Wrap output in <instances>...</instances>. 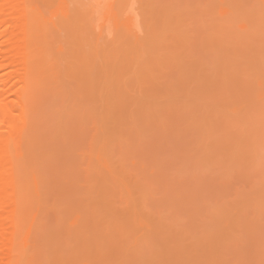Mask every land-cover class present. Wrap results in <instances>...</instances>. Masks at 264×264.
Returning <instances> with one entry per match:
<instances>
[{"label":"rangeland","instance_id":"374dc122","mask_svg":"<svg viewBox=\"0 0 264 264\" xmlns=\"http://www.w3.org/2000/svg\"><path fill=\"white\" fill-rule=\"evenodd\" d=\"M127 1L128 4L126 3L122 6L121 4L123 0L122 2L118 0L115 4L118 6L115 7L116 11L114 10L115 16L107 19V21L103 22L104 18L101 16V14H99L101 12L95 14L97 19L100 21V24L95 23L99 21L96 20V17L94 15L95 19H92V23H95L99 26V29L98 26L97 28H94V33L96 35L100 33L102 34V37L99 38V45H97V47L96 45L92 46L91 43H85V45H83L86 49V45L91 46L92 49H90L91 47L88 46V51L92 50L91 52L93 53L97 51V55L100 56V58L98 57L94 59L92 58L94 57L93 54V56L91 57L94 61L93 65L90 66L88 63V67L86 64V69L91 67L89 71L90 73H88V75H86V73L84 76H80V78L77 77V79H79L77 80L76 76H74L75 73L71 74L72 72H69V75L68 72L63 69L64 64L63 67L62 65H60L62 67L60 72H63L64 76L63 73L59 74L63 77L61 76V78H59L60 76H58L57 80L59 78L61 79V82H59L60 80H56L55 82L59 83V85H56L55 82H53V84L50 82L47 85L50 86L49 91L51 89L54 90L53 88H55L56 90L59 89L64 93L60 94L59 90V93L57 91L49 92L48 89V92H40L41 97L39 96L38 111L35 110L34 114L36 116L33 115L35 119H38L37 121L39 123V126H37L40 131L37 132L40 133V138L37 139L40 144L38 143L37 139L36 141L40 146L37 145L39 147L38 148L35 145V152L32 151L33 155L30 156L31 159L30 163L28 164V166L30 167L28 168V178L31 185L29 193L30 199H28L31 202L28 201V210L31 209L29 211L31 213V216L33 217V223L31 224L29 234L30 236L28 237L27 245L29 252L33 255L35 254L33 260L31 259V263L142 264L143 262V264H160L161 261V264H164L163 262H165V264L166 262L167 264H200L199 262L201 261V264L202 262L203 264H264V227H262L264 226V200L263 203H261V201L259 200L261 196L262 199H264V161H261V165L263 166L262 167L260 165L261 169L258 165H254L257 168L255 169L253 166V171L251 170L250 164L252 162V158L249 157L254 156L253 153L257 154V150H259L260 147L262 148L260 150V155L258 151V155L264 156V133L262 132L264 131V24H262V22L264 23V0ZM118 4L121 5L120 8ZM150 8L152 10H150ZM261 9L263 10V12ZM98 15H100L99 18ZM262 15L263 17L261 19L259 18L258 20H256L257 17H261ZM250 16L251 18H249ZM252 16L254 18H252ZM128 18L130 20H128ZM162 18L164 19V21ZM160 22H162V24ZM120 24L122 26H120ZM132 34L134 35V37ZM251 36L254 37L251 38ZM113 38L115 42L113 41ZM132 39L133 41H136L137 44H134V42L131 44ZM136 39H138L140 42ZM111 41H113L114 43L112 42V44L110 45L106 44L111 43ZM207 42L208 45H206ZM138 43H141L142 45L139 44L138 46ZM133 44L135 45V47ZM154 44H156V47L154 46ZM176 46L178 47V49L176 48ZM119 50L121 51L119 52ZM166 51L169 54H167ZM172 53L175 55V58L172 57ZM104 54L106 55V57L104 58L108 59V61L112 60L115 57L114 62L110 61L109 63H107L108 61H105L108 65L107 67L105 65L104 68H106L108 72L110 71L109 74L113 76H120L118 82L122 88L119 87L117 93L120 92V88L121 92L118 94L116 93V90L114 91V94L116 93L115 96L117 95V99L114 98V102L110 101V103H104V106H102L104 99H101L100 96H97V98L99 97L101 100L99 101V98L98 100L94 99L95 102L92 103L93 101L88 98L89 96H87L89 91L88 93H86L85 91H87L86 89L89 90L92 85L93 87L95 86L97 88L98 86L99 88V84L97 83V79L99 78L97 77L98 75L102 76L103 68H101V65L103 63L102 56H104ZM142 57L143 59L141 60ZM126 58H128V61H126ZM199 59L201 60L199 61ZM203 61L205 64L202 63ZM90 63L92 64V62ZM97 63L98 65H96ZM167 63L169 65H167ZM136 68L138 69V72L136 71L137 73L133 72L136 70ZM107 71L105 73H107ZM65 72L68 75H66ZM130 73L132 74V76L130 75ZM196 74L198 75L197 77H199V75L203 76H200L201 78L199 77L200 80L195 81V77L192 76H196ZM259 75L261 77H258ZM73 76L75 78H73ZM81 77L82 79H84L81 80ZM86 78H89L88 82H86ZM107 79L111 78L109 77ZM89 80H91L90 83H92V85L89 84ZM83 82L85 86L84 84H82ZM116 82L117 81L115 80L112 84L115 86ZM169 82L171 83V85L169 84ZM63 83L65 85H68L69 87L64 86ZM86 83L89 84L88 88ZM146 84L149 87H147ZM47 85H45V87H47ZM53 85H55L56 87H53ZM76 85L77 87H79L75 88ZM114 86L113 88L111 87L112 91L115 88ZM126 88L129 92L125 90ZM167 90L169 93L167 92ZM134 91L138 94L139 98L135 99V95L133 96ZM195 91H197L198 94ZM144 92H146L145 95H147L146 99L149 100L144 99ZM172 92L174 93V96L177 95V97H170L172 95ZM77 93L79 94V96ZM130 93H133L132 96ZM139 93L143 95L142 99ZM179 96H181V98ZM182 96H187V99L190 102H188L185 98L182 99ZM148 97H153V100ZM196 97L200 98L196 100ZM154 98H157V100H155ZM189 98H191L192 100ZM262 98L263 100H260ZM193 99H195V103H193ZM169 101L171 102L170 105ZM96 102L98 103L96 104ZM183 103L185 106L183 105ZM201 104L202 106H205L204 109L202 108ZM148 105H151V107L149 108ZM153 106H155V108ZM113 107L115 108L113 109ZM92 110L94 113L92 112ZM36 112H38V114H36ZM152 114L154 116H152ZM102 115L104 116L102 117ZM98 116L101 119L98 118ZM127 116L129 117L127 118ZM158 116L162 119H157ZM178 116L180 119L178 118ZM185 116L187 119H183V117ZM149 117H151L152 119H149ZM102 120L103 123H101ZM37 121H35L36 124ZM237 121H241L242 123L238 126L236 123ZM244 121L246 123H251H249V126H247L246 123L244 125ZM102 124H105L103 125L104 127L102 130L105 135L100 133ZM157 124H159V126ZM203 125L204 127H202ZM92 127L94 130L92 129ZM110 128L112 129L110 130ZM198 128L201 129L198 130ZM76 130H78V132ZM138 132L139 134H137ZM141 132L142 134H140ZM201 133H203V135H201ZM251 135L252 137H250ZM103 136H105V138ZM117 136L122 137V140L124 141H119L120 139L118 140ZM206 136H208V139L205 138ZM200 138L201 140H199ZM103 139L105 142L102 147ZM198 141L202 142L199 143ZM252 143L255 147L252 146ZM196 145H198V147ZM257 147L259 148L257 149ZM100 149L102 150V154L104 156L99 153ZM195 149H197V151ZM252 150L254 152H252ZM191 151H193V153ZM261 151H263V153H261ZM139 154L140 156L138 157ZM196 154L198 155L196 156ZM106 155L108 158L106 157ZM208 157L210 158V161ZM99 158H102V161L100 163ZM249 160H251V162H249ZM204 166L211 169L209 170L208 168L207 170ZM203 168L205 169L203 170ZM68 169H70V171H68ZM107 169L110 171L109 173L111 175H108ZM30 170L33 172L34 179L31 177L32 172ZM146 172H148L149 174ZM255 172H257V176L255 175ZM219 176L221 178H219ZM223 176L224 178L226 176V178L223 179ZM113 177L115 178V182ZM247 177L249 178V180L247 179ZM251 178L252 181L250 180ZM118 180L121 181L119 186ZM33 181H35V184L33 183ZM257 181L259 182L257 183ZM89 182L91 183V185ZM229 182L231 183L229 184ZM124 185L126 189H124ZM196 188H198V190H196ZM237 193H239L240 195L238 194V196ZM253 195H256V197H258L252 199L254 197ZM66 197L68 198V200L66 199ZM214 197L215 203L213 201ZM229 198H231L232 200ZM91 200H93V202H91ZM226 200L229 201L226 202ZM230 200L235 202H231ZM205 201H208V203L210 201L211 206L209 207V205H207ZM246 201H248L249 203H246ZM195 202L197 203V205ZM242 203L244 204L241 205ZM113 204L115 207L113 206ZM205 204L206 206H208L209 210L208 208H206ZM224 204L226 206L225 211ZM262 204L263 209H261ZM194 206L196 207V210ZM255 206H258L257 208L262 210L263 215L260 210V212H258V210L256 211ZM167 209L170 213L167 211ZM195 211L197 213H194ZM214 212H216V215ZM190 213H192V215ZM199 213L203 218V222L205 223L203 226V222L200 218ZM256 213L261 214L257 215ZM252 214H254L256 217H250L252 216ZM114 215H116V217L118 216V218H116ZM197 215L199 216V220H201L200 222L199 220H197ZM97 216L98 218H96ZM258 216H260L261 218L258 219ZM188 218L189 220H186ZM176 219L177 222L175 223ZM190 219H192V221ZM255 219H258V222L262 223L258 225L259 223H256ZM242 220L246 224H242ZM180 221L182 223H180ZM238 221H240L241 223ZM253 221L256 223V226L254 223L253 226ZM216 223L218 224V226L215 225ZM195 224H198V226H196ZM212 224L214 225L213 228ZM118 227L120 231L117 229ZM244 227L246 229L245 231ZM248 228L250 230H248ZM238 229L240 230L238 231ZM150 230H152V232L157 235L156 238L158 237V240L156 238L153 239V233H150ZM45 232L47 234V237ZM143 232H145V235ZM148 233L152 236L147 235ZM203 233L205 235H203ZM217 233L220 234L218 235ZM239 235H242L241 239H239L240 237L238 238ZM209 236L210 239L208 238ZM234 236L236 239L235 243L233 241ZM243 236L244 239H242ZM135 237H137L136 240ZM143 237H145V239ZM160 237H162L163 240ZM60 238L61 241H59ZM151 238L152 240H150ZM164 238L166 241H164ZM228 238L229 241H227ZM237 238L239 239V242L241 241L240 244L239 242L236 243ZM212 239L214 240V242L211 243ZM215 239L217 240V243L219 242L218 246L216 245V247L212 246V244H216ZM112 240H114V242ZM130 240L133 241L130 242ZM146 240H148L147 242L149 243H147ZM171 241L174 242L172 243ZM200 241L203 242L204 245L200 243ZM151 242L152 244H150ZM128 243H130L131 246L130 244L128 245ZM175 243L178 245H176ZM171 244L173 246H171ZM196 244H198L199 247ZM126 245L128 247V250L126 249ZM159 245H162V247L164 246L163 248H160L162 257L159 253ZM129 246L131 248L130 250ZM182 246L184 247V251L183 248H181ZM187 246H189L190 249ZM176 247H179L178 252ZM214 248L217 249L215 250ZM204 249L205 251L203 252ZM139 250H141V252ZM155 250L156 252H154ZM162 250H164L165 254ZM196 250L198 251L197 255L195 254ZM63 251L65 253V256L67 255L66 258L63 257ZM128 251H130V253ZM210 252H213L214 255L210 254ZM240 253L242 257L240 256ZM163 255L165 258H163ZM143 256L148 258H145ZM121 257H123V259ZM184 257H186L187 259H184ZM216 258L218 259V262ZM235 259H237V261H235Z\"/></svg>","mask_w":264,"mask_h":264},{"label":"bare ground","instance_id":"6f19581e","mask_svg":"<svg viewBox=\"0 0 264 264\" xmlns=\"http://www.w3.org/2000/svg\"><path fill=\"white\" fill-rule=\"evenodd\" d=\"M101 1V2H100ZM118 0H0V264H32L31 263V259L33 260V257L35 256V254H31L29 252V249H28V245H27V241H28V237L30 236V229H31V224L33 223V217L31 216V213L29 210H28V199H30L29 197V193H30V180L28 178V168H30L28 166V164L30 163V156L33 155L32 154V151L35 152L34 150V147L35 145L37 146V141L38 139L37 138H40L39 137V134L38 133L40 130L38 129V126H39V123H38V119L33 116L35 115V110L38 111V107H39V96L41 97V93L40 92H43L46 91L48 92L49 91V87L47 84H49L50 82L53 84V82H55L57 80V77L60 76L59 74L63 73V72H60L61 71V68L63 67V64H64V68L68 74L69 72H72L71 74H74V76H76V79L77 77L80 78V76H84L86 73V75H88V73H90V68H85L86 64L88 66V63L89 65H93L94 61L92 58L96 59V58H100V56L97 55V51L95 53L91 52L92 50L88 51L89 48L88 46L89 45H86L87 49L84 48L85 46V43L89 44L91 43L92 46H95L97 47V45H99V38L102 37V34L98 33L97 35L94 33V28H97V24L95 23H98L100 24V21L97 19L96 15L95 14H98V12H101L99 14H101V16L104 18L103 22L104 21H107V19L111 18L112 16H115L114 15V10H115V7L117 5H115L117 3ZM122 2V0H119ZM105 2V3H104ZM128 1L127 0H123L122 2V6L125 5ZM102 3V4H100ZM147 3V2H146ZM198 3V2H197ZM238 3V2H237ZM100 4V5H98ZM128 4V3H127ZM98 5V7H97ZM115 5V6H114ZM119 5V4H118ZM121 5H119V8L121 7ZM130 5V4H129ZM139 5V4H138ZM196 5V4H195ZM144 6V5H143ZM155 6V5H154ZM197 6V5H196ZM102 7V9H101ZM118 7V6H117ZM141 7V6H140ZM191 8V7H189ZM263 8V7H262ZM118 9V8H117ZM101 10V11H99ZM150 10H152L150 8ZM187 10V8H186ZM202 10V9H201ZM242 10V9H241ZM262 10V9H261ZM116 11V10H115ZM190 11V10H188ZM97 12V13H96ZM124 12V11H123ZM252 12V11H251ZM263 12V10H262ZM166 13V12H165ZM189 13V12H188ZM116 14V13H115ZM124 14V13H123ZM128 14V13H127ZM145 14V13H144ZM161 14V13H160ZM244 14V13H243ZM263 14V13H262ZM96 17V20L99 21V22H95V23H92V19ZM119 15V14H118ZM158 15V13H157ZM162 15V14H161ZM247 15V14H246ZM254 15V14H253ZM100 15H98V18H99ZM117 16V15H116ZM165 16V15H164ZM256 16V14H255ZM101 17V18H102ZM120 17V16H119ZM118 17V18H119ZM192 17V16H191ZM263 17V15L260 17H257L256 20H258L259 18L261 19ZM100 18V19H101ZM116 18V17H115ZM122 18V17H121ZM120 18V19H121ZM165 18V17H164ZM201 18V17H200ZM251 18V16L249 17ZM252 18H254L252 16ZM125 19V18H124ZM163 19V18H162ZM128 20H130L128 18ZM160 20V19H159ZM171 20V19H170ZM169 20V21H170ZM253 20V19H252ZM255 20V21H256ZM263 20V19H262ZM148 21V20H147ZM164 21V19H163ZM251 21V20H250ZM261 21V20H259ZM101 22V23H103ZM107 23V22H106ZM109 23V22H108ZM162 24V22H160ZM95 24V25H94ZM122 24V23H121ZM120 24V26H122ZM181 24V23H180ZM222 24V23H221ZM262 24H264L262 22ZM127 25V24H126ZM130 25V24H129ZM141 25V24H140ZM151 25V24H150ZM172 25V23H171ZM259 25V24H258ZM96 26V27H94ZM101 26V25H100ZM119 26V25H118ZM257 26V25H256ZM264 26V25H263ZM107 27V26H105ZM113 27V26H112ZM146 27V26H145ZM159 27V26H158ZM133 28V27H132ZM147 28V27H146ZM152 28V26H151ZM248 28V27H247ZM98 29H99V26H98ZM103 29V28H102ZM175 29V28H174ZM186 29V28H185ZM258 29V28H257ZM129 30V29H128ZM127 30V31H128ZM154 30V29H153ZM108 31V30H107ZM106 31V32H107ZM174 31V30H173ZM176 31V30H175ZM180 31V30H179ZM256 31V30H255ZM159 32V31H158ZM161 32H162V29H161ZM168 32V30H167ZM248 32V31H247ZM252 32V30H251ZM250 32V33H251ZM153 33V32H152ZM112 34V33H111ZM158 34V33H157ZM167 34V33H166ZM171 34V33H170ZM178 34V33H177ZM175 34V35H177ZM180 34V33H179ZM240 34V33H239ZM114 35V34H113ZM112 35V36H113ZM116 35V33H115ZM133 35V34H132ZM155 35V34H154ZM252 35V34H251ZM129 36V35H128ZM166 36V35H165ZM179 36V35H178ZM189 36V35H187ZM241 36V35H240ZM247 36V35H246ZM250 36V35H249ZM255 36V35H254ZM254 36H251L254 37ZM114 37V36H113ZM116 37V36H115ZM134 37V35H133ZM132 37V38H133ZM239 37V36H238ZM122 38V37H121ZM182 38V37H181ZM185 38V37H184ZM184 38H183V41H184ZM240 38V37H239ZM140 39V38H138ZM136 39V40H138ZM156 39V38H155ZM153 39V40H155ZM176 39V38H175ZM247 39V38H246ZM135 40V39H134ZM170 40V38H169ZM234 40V39H233ZM240 40V39H239ZM243 40V39H242ZM252 40V39H251ZM101 41V40H100ZM113 41H114V38H113ZM111 43H106L107 45H110L112 44ZM139 41V40H138ZM158 41V40H157ZM175 41V40H174ZM222 41V40H221ZM246 41V40H245ZM253 41V40H252ZM115 42V41H114ZM113 42V43H114ZM134 42V44H137L136 41H133V39L131 40V44ZM136 42V43H135ZM140 42V41H139ZM153 42V41H152ZM187 42V41H186ZM105 43V42H104ZM184 43V42H183ZM94 44V45H93ZM102 44V42H101ZM124 44V43H123ZM133 44V45H134ZM142 45L141 43H138V46ZM144 44V43H143ZM180 44V43H179ZM186 44V43H185ZM213 44V43H212ZM250 44V43H249ZM130 45V44H129ZM132 45V46H133ZM145 45V44H144ZM152 45V44H151ZM183 45V44H182ZM208 45V42L207 44ZM220 45V44H219ZM248 45V44H247ZM154 46L156 47V44H154ZM163 46V45H162ZM91 47V46H89ZM110 47V46H109ZM135 47V45H134ZM142 47V46H141ZM210 47V46H209ZM84 48V49H83ZM170 48V47H169ZM176 48L178 49V47L176 46ZM207 48V47H206ZM248 48V47H246ZM263 48V47H262ZM92 49V47L90 48ZM120 49V47H119ZM173 49V48H172ZM171 49V50H172ZM175 49V47H174ZM88 52H87V51ZM99 50V49H98ZM105 50V49H104ZM117 50V49H116ZM135 50V49H133ZM150 50V49H149ZM152 50V48H151ZM170 50V51H171ZM206 50V49H205ZM86 53H85V52ZM95 51V49H94ZM100 51V50H99ZM121 50H119L120 52ZM137 51V50H136ZM140 51V50H139ZM180 51V50H179ZM177 51V52H179ZM258 51V50H257ZM104 52V51H103ZM135 52V51H134ZM142 52V50H141ZM147 52V51H146ZM153 52V51H151ZM167 52V51H166ZM173 52V51H172ZM181 52V51H180ZM207 52V51H206ZM215 52V51H214ZM242 52V51H241ZM89 53V54H87ZM105 53V52H104ZM176 53V52H175ZM209 53V51H208ZM212 53V52H210ZM217 53H218V50H217ZM243 53V52H242ZM87 54V55H86ZM94 54V57H92ZM96 54V55H95ZM167 54H169L167 52ZM173 54V53H172ZM245 54V53H244ZM251 54V53H250ZM258 54V53H257ZM260 54V53H259ZM115 55V54H114ZM113 55V56H114ZM126 55V54H125ZM138 55V53H137ZM171 55V53H170ZM89 56V57H88ZM96 56V57H95ZM121 56V55H120ZM135 56H136V53H135ZM168 56V55H167ZM175 55L173 54V58ZM178 56V55H177ZM92 57V58H91ZM106 57V55L104 54V56H102V61L103 63L105 61H108V59L104 58ZM124 57V56H123ZM129 57V56H128ZM141 57V56H140ZM144 57V56H143ZM143 57L141 58V60L143 59ZM179 57V56H178ZM183 57V55H182ZM181 57V59H182ZM213 57V56H212ZM215 57V56H214ZM241 57V56H240ZM255 57V56H254ZM104 58V59H103ZM115 58V57H114ZM114 58L110 61H113L114 62ZM125 58V57H124ZM123 58V59H124ZM132 58V57H131ZM137 58V57H135ZM146 58V57H145ZM151 58V57H150ZM186 58V57H185ZM196 58V57H195ZM209 58V57H208ZM128 61V58H126ZM139 59V58H138ZM162 59V58H160ZM165 59V58H163ZM169 59V58H168ZM198 59V58H197ZM258 59V57H257ZM149 60V59H148ZM178 60V59H177ZM176 60V61H177ZM201 59H199L200 61ZM207 60V59H205ZM110 61H108L107 63H109ZM122 61V60H121ZM131 61V60H130ZM165 61V60H163ZM182 61V60H181ZM212 61V59H211ZM92 62V64L90 63ZM98 62V61H97ZM118 62V61H117ZM136 62V61H135ZM153 62V60H152ZM162 62V60H161ZM196 62V61H195ZM251 62V61H250ZM101 65V68H103L102 70V76L98 75L97 79V83L99 84V88L97 86V88L93 85L92 83H90L91 80H89V84L92 85V87L88 89H86L87 91H85L86 93H88L87 96H89L88 98L90 100H92L94 103L95 100L97 98V96H100L101 99H104L103 101V104L102 106H104V103L107 104L108 102L110 103L111 102H114V98H116L115 94L117 93V90H119V87H121L119 85V82L118 80L120 79L119 75H116V76H113L111 74H109V72L107 71L105 67H107L108 64H106V62L104 63V65ZM151 63V62H150ZM160 63V62H159ZM204 63V61L202 62ZM201 63V64H202ZM116 64V63H115ZM127 64V63H126ZM131 64V63H130ZM136 64V63H135ZM175 64V63H174ZM197 64V63H196ZM205 64V63H204ZM252 64V63H251ZM62 65V67L60 66ZM98 65V63L96 64ZM129 65V64H128ZM134 65V64H133ZM163 65V64H162ZM167 65H169L167 63ZM176 65V64H175ZM178 65V64H177ZM100 66V64H99ZM150 66V65H149ZM155 66V65H154ZM195 66V65H194ZM89 67V66H88ZM125 67V66H124ZM208 67V66H207ZM113 68V67H112ZM115 68V67H114ZM134 68V67H132ZM149 68V67H148ZM178 68V67H177ZM189 68V67H188ZM196 68H199V67H196ZM204 68V67H203ZM106 69V70H105ZM119 69V68H118ZM151 69V68H150ZM153 69V67H152ZM151 69V70H152ZM176 69V68H175ZM179 69V68H178ZM99 70V68H98ZM112 70V69H111ZM116 70V69H114ZM122 70V69H121ZM126 70V69H125ZM142 70V69H141ZM162 70V69H161ZM186 70V69H185ZM64 71V70H62ZM107 71V73H105ZM123 71V70H122ZM129 71V70H128ZM127 71V72H128ZM138 72V69L136 68L135 71L133 72ZM180 71V70H179ZM197 71V70H196ZM195 71V72H196ZM206 71V70H204ZM210 71V70H209ZM116 72V71H115ZM124 72V71H123ZM136 72V73H137ZM140 72V71H139ZM142 72V71H141ZM153 72V71H152ZM183 72V71H182ZM187 72V71H186ZM156 73H157V70H156ZM155 73V74H156ZM159 73V72H158ZM188 73V72H187ZM190 73V72H189ZM193 73V72H192ZM66 74V72H65ZM66 74V75H68ZM118 74V73H117ZM123 74V73H122ZM161 74V73H160ZM180 74V73H179ZM183 74V73H182ZM191 74V73H190ZM70 75V74H69ZM106 75V76H105ZM130 75L132 76V74L130 73ZM146 75V74H145ZM210 75V74H209ZM263 75V74H261ZM62 76V75H61ZM61 76L59 78H61ZM63 76H64V73H63ZM62 76V77H63ZM73 76V78H75ZM100 76V77H99ZM124 76V75H123ZM198 75L196 74V76H192V77H195V81H198L200 80V76H203V75H199V77H197ZM218 76V75H217ZM226 76V75H225ZM69 77V76H68ZM86 77V76H85ZM91 77V76H90ZM89 77V78H90ZM105 77V78H104ZM111 78V79H107V78ZM144 77V75H143ZM191 77V79H192ZM197 77V78H196ZM258 77H261L260 75ZM57 81L61 82V79H59ZM72 78V77H71ZM72 78V79H73ZM89 78H86V82H88V79ZM101 78V79H100ZM117 78V79H116ZM179 78V77H178ZM190 78V77H189ZM199 78V79H198ZM207 78V77H206ZM263 78V77H262ZM68 79V78H66ZM84 79V78H83ZM82 77H81V80H83ZM92 79V78H91ZM182 79V78H181ZM193 79V80H194ZM264 79V78H263ZM65 80V78H64ZM71 80V79H69ZM68 80V81H69ZM74 80V79H73ZM72 80V81H73ZM79 80V79H77ZM80 80V81H81ZM110 80V81H109ZM112 80H116L117 82L115 83L116 85L114 86L112 83H114V81ZM142 80V79H141ZM158 80V79H157ZM156 80V81H157ZM202 80V79H201ZM262 80V79H261ZM75 81V80H74ZM109 81V82H108ZM136 81V80H135ZM150 81V80H149ZM187 81V80H186ZM211 81V80H210ZM264 81V80H263ZM64 82V81H63ZM70 82V81H69ZM67 82V83H69ZM77 82V81H76ZM82 82V81H81ZM80 82V83H81ZM85 82V80H84ZM84 82L82 84H84ZM100 82V83H99ZM111 82V83H110ZM142 82V81H141ZM159 82V81H158ZM171 82V81H170ZM169 82V84L171 85V83ZM56 83V82H55ZM73 83V82H71ZM75 83V82H74ZM79 83V82H78ZM96 83V82H95ZM102 83V84H101ZM118 83V85H117ZM138 83V82H137ZM165 83V82H164ZM59 85V83H56V85ZM64 84V83H63ZM76 84V83H75ZM87 84V83H86ZM89 84H87V88L89 86ZM94 84V83H93ZM192 84V82H191ZM45 85H47V87H45ZM51 85V84H50ZM62 85V84H61ZM60 85V86H61ZM90 85V86H91ZM115 87L112 91V88L113 86ZM176 85V84H175ZM196 85V84H195ZM211 85V84H210ZM64 86H67L69 87L68 85H65ZM71 86V85H70ZM85 86V84H84ZM101 86V87H100ZM118 86V87H117ZM141 86V84H140ZM147 86V84H146ZM159 86V84H158ZM169 86V85H168ZM187 86V85H186ZM190 86V85H189ZM202 86V85H201ZM205 86V85H204ZM45 87V88H44ZM53 87H56L55 85H53ZM79 87V86H78ZM77 85L75 86V88H78ZM112 87V88H111ZM117 87V89H116ZM124 87V86H123ZM149 87V86H147ZM52 88V87H51ZM122 88V87H121ZM121 88H120V92H121ZM152 88V86H151ZM169 88V87H168ZM192 88V87H191ZM198 88V86H197ZM45 89V90H44ZM48 89V91H47ZM54 90H50L51 92H55L57 91L58 92V87L56 90L55 88H53ZM163 89H164V86H163ZM170 89V88H169ZM219 89V88H218ZM64 90V89H63ZM62 90V91H63ZM98 90V92H97ZM116 90V93L114 94V91ZM126 91L127 88L125 89ZM161 90V89H160ZM173 90V89H172ZM171 90V91H172ZM49 91V92H50ZM71 91V90H70ZM84 91V90H83ZM140 91V90H139ZM144 91V90H143ZM174 91V90H173ZM182 91V90H181ZM60 94L64 93V92H61L59 90ZM58 92V93H59ZM103 92V93H102ZM118 92V93H120ZM129 92V91H128ZM138 92V91H136ZM168 92V90H167ZM166 92V93H167ZM197 93V91H195ZM203 92V91H202ZM76 93V91H75ZM84 93V92H83ZM117 93V94H118ZM134 93V94H133ZM133 93H130L131 96L133 94V96L135 95V99L136 98H139L138 94L135 93V91ZM146 92H144V95H145ZM169 93V92H168ZM78 94V93H77ZM140 94V93H139ZM187 94V93H186ZM198 94V93H197ZM52 95V94H51ZM107 97H106V96ZM166 95V94H165ZM182 95V94H181ZM79 96V94H78ZM102 96V97H101ZM104 96V97H103ZM112 96V97H111ZM141 99L143 98V95H141ZM188 96V95H187ZM187 96H182V99L185 98L187 99ZM85 97V95H84ZM109 97V98H108ZM147 95H145V98L146 99ZM172 98L174 97H177V95L174 96V93L172 92V95L170 96ZM181 98V96H179ZM50 98V97H49ZM71 98V97H70ZM99 98V101L101 100ZM106 98V99H105ZM112 98V99H110ZM130 98V97H129ZM150 98L151 100H153V97H148ZM168 98V97H166ZM198 98L200 97H196V100H198ZM204 98V97H203ZM264 98V97H263ZM260 99V100H263ZM95 99V100H94ZM117 99V98H116ZM131 99V98H130ZM155 100H157V98H154ZM160 99V98H159ZM191 99V98H189ZM207 99V98H206ZM205 99V101H206ZM81 100V99H80ZM132 100V99H131ZM146 100H149V99H146ZM172 100V99H171ZM192 100V99H191ZM195 99H193V103H195L194 101ZM138 101V100H137ZM188 102H190L188 99H187ZM186 101V103H187ZM49 102V101H48ZM53 102V101H52ZM84 102V101H83ZM128 102V101H127ZM155 102V101H154ZM181 102V100H180ZM184 102V101H183ZM50 103V102H49ZM98 102H96L97 104ZM148 103V102H147ZM192 103V104H193ZM101 104V102H100ZM115 104V103H114ZM119 104V103H118ZM154 104V103H153ZM171 104V102L169 101V105ZM179 104V102H178ZM191 104V103H190ZM38 105V106H36ZM158 105V104H157ZM160 105V104H159ZM174 105V104H173ZM184 105V103H183ZM188 105V104H187ZM186 105V107H187ZM79 106V105H78ZM113 106V105H112ZM149 108L151 107V105H148ZM185 106V105H184ZM197 106V105H196ZM202 106V104H201ZM35 107V108H34ZM108 107V106H107ZM140 107V105H139ZM155 108V106H153ZM169 107V106H168ZM182 107V106H181ZM42 108H43V105H42ZM61 108V107H60ZM94 108V107H93ZM115 107H113L114 109ZM160 108V107H159ZM202 108L204 109L205 106H202ZM264 108V107H263ZM99 109V108H98ZM143 109V108H142ZM148 109V107H147ZM83 110V109H82ZM109 110V109H108ZM111 110V108H110ZM140 110V109H139ZM153 110V109H152ZM187 110V109H186ZM202 110V109H201ZM49 112V110H48ZM77 112V110H76ZM93 112V110H92ZM102 112V110H101ZM114 112V110H113ZM112 112V113H113ZM91 113V112H90ZM94 113V112H93ZM99 113V112H98ZM103 113H104V109H103ZM143 113V112H142ZM202 113V112H201ZM36 114H38V112H36ZM47 114V113H46ZM85 114V113H84ZM116 114V113H115ZM126 114V113H125ZM148 114V113H147ZM187 114V113H186ZM192 114V113H191ZM195 114V113H194ZM44 115V114H43ZM94 115V114H92ZM96 115V114H95ZM161 115V113H160ZM169 115V114H168ZM172 115V114H171ZM199 115V114H198ZM36 116V115H35ZM104 115H102L103 117ZM152 116H154L152 114ZM156 116V115H155ZM173 116V115H172ZM204 116V115H203ZM243 116V115H242ZM34 117V118H33ZM129 116H127L128 118ZM162 117V116H161ZM176 117V116H175ZM244 117V116H243ZM246 117V116H245ZM45 118V117H44ZM72 118V117H71ZM98 118H100L98 116ZM115 118H116V115H115ZM142 118V117H141ZM148 118V117H147ZM151 117H149L150 119ZM160 117L158 116L157 119H159ZM179 118V116H178ZM197 118V117H196ZM35 119V120H34ZM64 119V117H63ZM101 119V118H100ZM106 119V118H105ZM152 119V118H151ZM162 119V118H160ZM180 119V118H179ZM183 119H187L186 116L183 117ZM203 119V118H202ZM90 120V118H89ZM112 120V118H111ZM118 120V119H117ZM37 121V124L36 122ZM78 121V120H77ZM92 121V120H91ZM101 121V120H100ZM108 121V119H107ZM209 121V120H208ZM207 121V122H208ZM73 122V121H72ZM80 122V120H79ZM86 122V121H85ZM145 122V121H144ZM202 122V121H201ZM206 122V123H207ZM239 121H237V125L239 126L242 122L240 121L239 124H238ZM248 122V121H247ZM96 123V121H95ZM100 123V122H99ZM103 123V120L102 122ZM160 123V122H159ZM190 123V122H189ZM188 123V124H189ZM195 123V121H194ZM245 121H244V125H245ZM249 123L251 122H248L246 123L247 126H249ZM63 124V122H62ZM115 124V123H114ZM119 124V123H118ZM131 124V122H130ZM134 124V123H133ZM132 124V125H133ZM203 124V123H202ZM209 124V123H208ZM38 125V126H37ZM100 125V124H99ZM103 125L105 124H102V129H101V132L102 134H104V132H102L103 130ZM131 125V126H132ZM155 125V124H154ZM159 126V124H157ZM210 125V124H209ZM243 125V124H242ZM74 126V124H73ZM88 126V125H87ZM86 126V127H87ZM95 126V125H93ZM101 126V125H100ZM136 126V125H135ZM37 127V128H36ZM79 127V126H78ZM85 127V126H83ZM99 127V126H98ZM111 127V126H110ZM114 127V125H113ZM116 127V126H115ZM123 127V126H122ZM134 127V126H133ZM139 127V126H137ZM136 127V128H137ZM161 127V126H160ZM204 127V125L202 126ZM41 128V127H40ZM77 128V127H76ZM88 128V127H87ZM207 128V127H206ZM253 128V127H252ZM59 129V127H58ZM93 129V127H92ZM99 129V128H98ZM112 128H110L111 130ZM171 129V128H170ZM201 129V128H200ZM198 128V130H200ZM75 130V128H74ZM80 130V129H79ZM86 130V129H85ZM94 130V129H93ZM105 130V128H104ZM130 130V129H129ZM177 130V129H176ZM38 131V132H37ZM52 131V130H51ZM69 131V130H68ZM78 132V130H76ZM109 131V130H108ZM138 131V129H137ZM150 131V130H149ZM164 131V130H163ZM166 131V129H165ZM207 131V130H206ZM261 131V130H260ZM47 132V131H46ZM85 132V131H84ZM107 132V130H106ZM121 132V130H120ZM257 132V131H256ZM264 133V131H262ZM261 132V133H262ZM81 133V132H80ZM113 133V132H112ZM118 133V131H117ZM205 133V132H204ZM252 133V131H251ZM56 134V133H55ZM78 134V133H77ZM121 134V133H120ZM139 134V132L137 133ZM142 134V132L140 133ZM198 134V133H197ZM95 135V134H94ZM93 135V136H94ZM105 135V134H104ZM127 135V134H126ZM146 135V134H145ZM201 135H203V133H201ZM254 135V134H252ZM252 135L250 137H252ZM264 135V134H263ZM62 136V135H61ZM141 136V135H140ZM138 136V137H140ZM167 136V135H166ZM260 136V135H259ZM70 137V136H68ZM84 137V135H83ZM105 138V136H103ZM118 137V136H117ZM125 137V136H124ZM183 137V136H182ZM256 137V136H255ZM77 138V136H76ZM75 138V140H76ZM90 138V137H89ZM134 138V137H133ZM205 138L208 139V136H206ZM258 138V137H257ZM37 139V141H36ZM47 139V138H46ZM95 139H96V136H95ZM108 139V138H107ZM106 139V141H107ZM120 139V140H119ZM124 139V138H123ZM147 139V138H146ZM260 139V138H259ZM73 140V139H72ZM80 140V138H79ZM94 140V139H93ZM112 140V139H111ZM118 140L119 141H124L122 140V137H118ZM136 140V139H135ZM183 140V139H182ZM201 140V138L199 139ZM205 140V139H203ZM262 140V139H261ZM78 141V140H77ZM102 141V140H101ZM109 141V140H108ZM114 141H115V138H114ZM207 141V140H205ZM209 141V140H208ZM41 142V140H40ZM50 142V141H49ZM104 139L102 141V147H103V144H104ZM177 142V140H176ZM179 142V141H178ZM199 142V141H198ZM202 142V141H201ZM199 142V143H201ZM204 142V141H203ZM36 143V144H35ZM39 143V141H38ZM70 143V142H69ZM76 143V142H75ZM93 143V142H92ZM112 143V142H111ZM114 143V142H113ZM190 143V142H189ZM260 143V142H259ZM262 143V142H261ZM40 144V143H39ZM95 144V143H94ZM131 144V143H130ZM141 144V143H140ZM205 144V143H204ZM253 144V143H252ZM257 144V143H256ZM142 145V144H141ZM146 145V143H145ZM177 145V144H176ZM179 145V144H178ZM188 145V144H187ZM199 145V144H198ZM198 145H196L198 147ZM208 145V144H207ZM40 146V145H38ZM37 146V147H38ZM133 146V145H132ZM131 146V148H132ZM144 146V144H143ZM206 146V145H205ZM253 147L254 144L252 145ZM258 146V145H257ZM101 147V148H102ZM134 147V146H133ZM140 147V146H139ZM195 147V146H194ZM36 148V147H35ZM39 148V147H38ZM148 148V147H147ZM185 148V146H184ZM189 148V147H188ZM259 147H257L258 149ZM262 147L259 148V150H257V154L256 153H253L254 156H249L252 158V162L251 160H249V162H251V170H253V166L254 165H258L260 167L261 163L264 161V156H259L260 155V150H261ZM190 149V148H189ZM194 149V148H193ZM192 149V150H193ZM264 149V148H263ZM37 150V149H36ZM86 150V149H85ZM182 150V149H181ZM197 151V149H195ZM207 150V148H206ZM205 150V151H206ZM190 151V150H189ZM258 151H259V155H258ZM85 152V151H84ZM98 152V151H97ZM184 152V151H183ZM193 153V151H191ZM190 152V153H191ZM252 152H254L252 150ZM81 153V152H79ZM96 153V152H95ZM99 153H101V155H103L102 153V150L100 149L99 150ZM261 153H263V151H261ZM64 154V153H63ZM144 154V152H143ZM201 154V153H200ZM204 154V153H203ZM88 155V153H87ZM93 155V154H91ZM188 155V154H187ZM198 154H196L197 156ZM262 155V154H261ZM264 155V153H263ZM83 156V154H82ZM104 156V155H103ZM137 156V155H136ZM140 156V154L138 155V157ZM208 156V155H207ZM35 157V156H34ZM75 157V156H74ZM107 157V155H106ZM86 158V156H85ZM105 158V157H104ZM108 158V157H107ZM209 158V157H208ZM208 158H207V161H208ZM248 158V157H247ZM59 159V157H58ZM74 159V158H73ZM80 159V158H79ZM100 159V158H99ZM102 159V158H101ZM100 159L99 163L102 161ZM111 159V158H109ZM35 160V159H34ZM201 160V159H200ZM204 160V159H203ZM89 161V159H88ZM153 161V159H152ZM209 161H210V158H209ZM262 161V162H261ZM74 162V161H73ZM107 162V161H106ZM254 162V163H253ZM55 163V161H54ZM109 163V162H108ZM122 163V162H121ZM141 163V162H139ZM73 164V163H72ZM71 164V166H72ZM98 164V163H97ZM96 164V165H97ZM104 164V163H103ZM102 164V165H103ZM133 164V162H132ZM203 164V163H202ZM209 164V163H207ZM206 164V166H207ZM33 165V164H32ZM121 165V164H120ZM205 165V164H204ZM100 166V165H99ZM206 166H204L206 168ZM262 166V165H261ZM110 167V166H108ZM214 167V166H213ZM263 167V166H262ZM86 168V167H84ZM203 168V170L205 169ZM209 168V167H208ZM208 168H206L208 170ZM254 168L256 169L257 167L254 166ZM76 169V168H75ZM89 169V167H88ZM211 168H209L210 170ZM261 169V167H260ZM32 170V168H31ZM30 170V171H31ZM97 170V169H96ZM106 170V169H105ZM108 170V169H107ZM112 170V169H111ZM149 170V169H148ZM160 170V169H159ZM201 170V169H200ZM68 171H70V169H68ZM79 171V170H78ZM76 171V172H78ZM104 171V170H102ZM162 171V170H161ZM247 171H248V165H247ZM254 171V170H253ZM32 172V171H31ZM30 172V173H31ZM46 172V171H45ZM81 172V170H80ZM110 171L108 170V175H111L109 173ZM199 172V171H198ZM206 172V171H205ZM208 172V171H207ZM229 172V171H228ZM246 172V171H245ZM249 172H250V168H249ZM148 173V172H146ZM158 173V172H157ZM156 173V174H157ZM163 173V172H162ZM230 173V172H229ZM252 173V171H251ZM257 172H255V175H256ZM32 174V178L34 177L33 175V172L31 173ZM64 174V173H63ZM149 174V173H148ZM159 174V173H158ZM74 175V174H73ZM85 175V174H84ZM103 175V173H102ZM106 175V174H105ZM251 175V174H250ZM255 175H254V179H255ZM98 176H99V173H98ZM117 176V175H116ZM155 176V175H154ZM249 176V175H248ZM257 176V175H256ZM111 177V176H110ZM251 177V176H250ZM100 178V177H99ZM107 178V177H106ZM114 178V177H113ZM139 178V177H138ZM219 178H221L219 176ZM226 178V176H225ZM224 176H223V179H225ZM252 178H253V175H252ZM252 178L250 179L252 181ZM34 179V178H33ZM83 179V177H82ZM104 179V178H103ZM247 179L249 180V178L247 177ZM59 180V179H58ZM85 180V179H84ZM96 180V179H95ZM156 180V178H155ZM163 180V178H162ZM170 180V179H168ZM219 180V179H218ZM119 181V180H118ZM220 181V180H219ZM260 181V180H259ZM257 181V183L259 182ZM105 182V181H104ZM114 182H115V178H114ZM120 182L119 181V184L118 186L120 185ZM256 182V180H255ZM33 183L35 184V181H33ZM79 183V182H78ZM90 183V182H89ZM101 183V182H100ZM124 183V182H123ZM173 183V182H172ZM175 183V182H174ZM231 182H229L230 184ZM217 184V183H216ZM221 184V183H220ZM54 185V183H53ZM68 185V183H67ZM74 185V184H73ZM91 185V183H90ZM89 185V186H90ZM94 185V184H93ZM122 185V184H121ZM209 185V184H208ZM228 185V184H227ZM35 186V185H34ZM70 186V185H69ZM107 186V185H106ZM123 186V185H122ZM52 188V187H51ZM67 188V187H66ZM121 188V187H120ZM57 189V188H56ZM80 189V188H79ZM106 189V188H105ZM122 189V188H121ZM124 189H126L125 185H124ZM183 189V188H182ZM87 190V189H86ZM196 190H198V188H196ZM207 190V189H206ZM244 190V189H243ZM92 191V190H91ZM112 191V190H111ZM146 191V190H145ZM80 192V191H79ZM109 192V191H108ZM115 192V191H114ZM148 192V190H147ZM150 192V191H149ZM225 192V191H224ZM237 192H238V189H237ZM241 192V190H240ZM246 192V190H245ZM245 192H242V193H245ZM66 193V192H65ZM89 193V192H88ZM181 193V191H180ZM186 193V192H185ZM215 193V192H214ZM82 194V193H80ZM91 194V193H90ZM187 194V193H186ZM185 194V195H186ZM239 193H237L238 195ZM36 195V194H35ZM38 195H39V192H38ZM55 195V194H53ZM103 195V194H102ZM173 195V193H172ZM182 195V194H181ZM184 195V193H183ZM233 195V193H232ZM240 195V194H239ZM238 195V196H239ZM259 195V194H258ZM262 195V193H261ZM260 195V196H261ZM178 196V195H177ZM196 196V195H195ZM254 196V195H253ZM38 197V196H37ZM258 197V196H257ZM256 195L252 198H257ZM263 197H264V190H263ZM70 198V196H69ZM105 198V197H104ZM56 199V198H55ZM58 199V197H57ZM66 199L68 200V198L66 197ZM224 199V198H223ZM231 199V198H229ZM40 200V199H39ZM207 200V199H206ZM222 200V199H221ZM232 200V199H231ZM230 200V201H231ZM236 200V199H235ZM249 200V199H248ZM259 200L261 201V203H263V200L262 199V196L261 198H259ZM212 201V199H211ZM214 203H215V197H214ZM225 201V200H224ZM229 201V200H226V202ZM255 201V200H254ZM31 202V201H29ZM89 202V201H88ZM91 202H93V200H91ZM206 202V201H205ZM204 202V203H205ZM231 202H235V201H231ZM229 202V203H231ZM248 201H246L247 203ZM258 202V201H257ZM108 203V202H107ZM112 203V202H111ZM196 203V202H195ZM245 203V202H244ZM244 203H242L241 205H243ZM249 203V202H248ZM251 203H254V202H251ZM42 204V203H41ZM77 204V203H76ZM105 204V202H104ZM201 204V203H200ZM207 205H209V207L211 206L210 204V201L208 203V201L206 202ZM205 204V206H206ZM220 204V203H219ZM222 204V203H221ZM264 204V203H263ZM263 204H262V207L261 209H263ZM71 205H72V202H71ZM197 205V203H196ZM216 205V204H215ZM223 205V204H222ZM229 205V204H228ZM256 205V204H254ZM258 205V203H257ZM109 206V205H108ZM114 206V204H113ZM188 206V205H187ZM193 206V204H192ZM190 206V207H192ZM199 206V205H198ZM204 206V205H203ZM240 206V205H239ZM260 206V205H259ZM86 207V206H85ZM115 207V206H114ZM195 207V206H194ZM225 204H224V211H225ZM256 207V206H255ZM258 207V206H257ZM256 207V211L258 210V212H262L261 209L257 208ZM30 208V207H29ZM38 208V207H37ZM111 208V206H110ZM109 208V210H110ZM183 208H184V205H183ZM200 208V207H199ZM206 208H208V206H206ZM205 208V209H206ZM219 208V206H218ZM246 208V207H245ZM254 208V206H253ZM65 209V207H64ZM116 209V208H115ZM171 209V208H170ZM169 209V210H170ZM173 209V208H172ZM204 209V210H205ZM240 209V207H239ZM107 210V209H106ZM114 210V208H113ZM194 210V209H193ZM195 210H196V207H195ZM209 210V208H208ZM260 210V211H259ZM264 210V209H263ZM168 211V209H167ZM252 211V210H251ZM255 211V210H254ZM33 212V211H31ZM35 212V211H34ZM91 212V211H90ZM169 212V211H168ZM173 212V211H172ZM204 212V211H203ZM235 212V211H234ZM257 212V213H258ZM65 213V212H64ZM117 213V212H116ZM163 213V212H162ZM170 213V212H169ZM194 213H197L196 211ZM215 215H216V212H214ZM252 213V212H251ZM256 213V214H257ZM81 214V213H80ZM105 214V213H104ZM168 214V213H167ZM173 214V213H172ZM192 215V213H190ZM235 214V213H234ZM261 214V213H260ZM260 214H257V215H260ZM113 215V213H112ZM120 215V213H119ZM195 215V214H194ZM200 215V213H199ZM206 215V213H205ZM208 215V214H207ZM212 215V213H211ZM220 215V213H219ZM247 215V214H246ZM262 215H263V212H262ZM107 216V215H106ZM111 216V214H110ZM116 217V215H114ZM171 216V215H170ZM190 216V215H189ZM209 216V215H208ZM240 216V215H239ZM238 216V217H239ZM248 216V215H247ZM60 217V216H59ZM79 217V215H78ZM159 217V215H158ZM157 217V218H158ZM165 217V215H164ZM196 217H198L197 220H199V216L197 215ZM195 217V218H196ZM212 217V216H211ZM252 218H255L256 216L254 214H252V216H250ZM249 217V219H250ZM259 217V218H258ZM257 218L260 219L261 217L258 216ZM98 218V216L96 217ZM101 218V217H100ZM118 218V216L116 217ZM161 218V217H160ZM173 218V217H172ZM182 218V216H181ZM200 218L202 219V222H203V218L202 216L200 215ZM252 218H251V221H252ZM80 219V218H79ZM111 219V218H110ZM109 219V220H110ZM185 219V217H184ZM243 219V218H242ZM258 219H255L256 220V223L258 222ZM69 220V219H68ZM67 220V221H68ZM83 220V219H82ZM95 220V219H93ZM100 220V219H99ZM162 220H163V217H162ZM186 220H189L186 219ZM192 221V219H190ZM196 220V221H197ZM206 220V219H205ZM204 220V221H205ZM73 221V220H72ZM105 221V220H104ZM116 221V220H115ZM118 221V219H117ZM116 221V222H117ZM171 221V220H170ZM184 221V220H183ZM201 220H199L200 222ZM207 221V220H206ZM213 221V220H212ZM62 222V220H61ZM78 222V221H77ZM159 222V221H158ZM177 222V219L175 221V223ZM201 222V224H202ZM240 222V221H238ZM237 222V224H238ZM39 223V222H38ZM156 223V222H155ZM164 223V222H163ZM167 223V222H166ZM169 223V222H168ZM171 223V222H170ZM180 223H182L180 221ZM186 223V222H185ZM241 223V222H240ZM245 223L243 222L242 220V224ZM255 224L256 226V223L253 221L252 224ZM260 225V223L262 222H258ZM76 224V223H75ZM83 224V223H82ZM106 224V223H105ZM110 224V223H109ZM179 224V223H178ZM177 224V225H178ZM200 224V223H199ZM200 224V225H201ZM205 223L203 222L202 226L204 225ZM240 224V225H242ZM246 224V223H245ZM253 224V226H254ZM43 225V224H42ZM62 225V223H61ZM68 225V224H67ZM107 225V224H106ZM115 225V224H114ZM159 225V223H158ZM182 225H185V224H182ZM196 225V224H195ZM215 225L218 226V224L216 223ZM165 226V225H164ZM198 226V224L196 225ZM201 226V227H202ZM228 226V225H227ZM247 226V225H246ZM106 227V226H105ZM117 227V226H116ZM208 227H209V224H208ZM214 227V225L212 224V228ZM236 227V226H235ZM239 227V225H238ZM264 227V226H262ZM71 228V227H70ZM108 228V227H107ZM126 228V227H124ZM138 228V227H136ZM141 228V227H139ZM174 228H175V225H174ZM205 228V227H204ZM219 228V227H218ZM233 228V226H232ZM260 228V227H259ZM105 229V228H104ZM119 231V227L117 228ZM123 229V228H122ZM121 229V230H122ZM164 229V227H163ZM173 229V227H172ZM195 229V228H194ZM197 229V228H196ZM222 229V228H221ZM242 229V228H241ZM81 230V229H80ZM90 230V229H89ZM116 230V229H115ZM192 230V228H191ZM198 230V229H197ZM205 230V229H204ZM210 230V228H209ZM229 230V229H228ZM240 229H238L239 231ZM245 227H244V231H245ZM248 230H250L248 228ZM91 231V230H90ZM164 231V230H163ZM168 231V230H167ZM180 231V230H179ZM187 231V229H186ZM190 231V230H189ZM213 231V230H212ZM64 232V231H63ZM105 232V231H104ZM150 233H153L152 230L149 231ZM247 232V231H246ZM253 232V231H252ZM251 232V233H252ZM32 233V231H31ZM93 233V232H92ZM124 233V232H123ZM144 235H145V232H143ZM164 233V232H163ZM176 233V232H175ZM201 233V232H200ZM209 233V232H208ZM211 233V232H210ZM44 234V232H43ZM46 234V232H45ZM85 234V233H84ZM137 234V233H136ZM174 234V233H173ZM199 234V233H198ZM218 234V233H217ZM220 234V233H219ZM218 234V235H219ZM229 234V233H228ZM241 234V233H239ZM249 234V232H248ZM141 235V234H140ZM147 235H150L149 233ZM167 235V234H166ZM188 235V234H187ZM191 235V234H190ZM202 235V234H201ZM203 235H205L203 233ZM226 235V234H225ZM234 235H235V232H234ZM247 235V234H246ZM256 235V234H255ZM86 236H87V233H86ZM123 236V235H122ZM121 236V237H122ZM134 236V235H133ZM152 236V235H150ZM157 235H155L153 233V239L156 238ZM211 236V234H210ZM210 236L208 237L210 239ZM217 236V235H216ZM46 237H47V234H46ZM115 237V236H114ZM185 237H188V236H185ZM225 237V236H224ZM240 237V238H239ZM242 235H239L238 238L241 239ZM112 238V237H111ZM120 238V237H119ZM124 238V237H123ZM132 238V237H131ZM142 238V237H141ZM145 239V237H143ZM162 239V237H160ZM182 238V237H181ZM214 238V237H213ZM230 238V237H229ZM229 238L227 241H229ZM237 238V242L238 243L239 239ZM253 238V237H252ZM255 238V237H254ZM258 238V236H257ZM32 239V238H31ZM40 239V238H39ZM99 239V238H98ZM115 239V238H114ZM137 239V237H135V240ZM158 240V237L156 238ZM173 239V238H172ZM244 239V236L243 238ZM45 240V238H44ZM57 240V238H56ZM65 240V239H64ZM106 240V238H105ZM152 240V238L150 239ZM163 240V239H162ZM179 240V239H178ZM213 240V239H212ZM211 240V243L214 242V240L212 241ZM216 240V239H215ZM221 240V239H220ZM224 240V238H223ZM35 241V240H34ZM61 241V238L60 240ZM114 242V240H112ZM119 241V240H118ZM133 241V240H130V242ZM148 240H146L147 242ZM164 241L165 238H164ZM194 241V240H193ZM199 241V240H198ZM197 241V242H198ZM234 243L236 241L235 239V236H234V239H233ZM31 242V240H30ZM102 242V240H101ZM135 242V241H134ZM139 242V240H138ZM172 243L174 241H171ZM178 242V241H177ZM196 242V240H195ZM241 242V241H240ZM239 242V244H240ZM36 243V242H35ZM39 243V242H38ZM97 243V242H96ZM143 243V242H142ZM149 243V242H147ZM167 243V242H166ZM169 243V241H168ZM185 243V242H184ZM200 243H202L204 245L203 242L200 241ZM207 243V242H206ZM210 243V242H209ZM219 243V242H218ZM218 243H217V240H216V244H212V246H215L216 245L218 246ZM227 243V242H226ZM101 244V243H100ZM127 244V243H126ZM130 243H128L129 245ZM135 244V243H134ZM152 244V242L150 243ZM155 244V243H154ZM157 244V243H156ZM164 244V243H163ZM176 244V243H175ZM224 244V243H223ZM231 244V242H230ZM260 244V242H259ZM37 245V244H36ZM50 245V244H49ZM52 245V243H51ZM63 245V244H62ZM71 245V244H70ZM106 245V243H105ZM125 245V243H124ZM158 245V244H157ZM178 245V244H176ZM193 245V244H192ZM198 246V244H196ZM210 245V244H209ZM242 245V243H241ZM257 245V244H256ZM131 246V244H130ZM129 246V250L131 249ZM171 246H173L171 244ZM244 246V244H243ZM102 247V245H101ZM118 247V246H117ZM124 247V246H123ZM134 247V246H133ZM162 247V245L160 246L159 245V253H160V256L162 257V254H161V251H160V248ZM164 247V246H163ZM162 247V248H163ZM166 247V246H165ZM189 247V246H187ZM199 247V246H198ZM197 247V248H198ZM200 247H201V244H200ZM225 247V245H224ZM235 247V246H234ZM238 247V246H237ZM29 248H30V244H29ZM32 248V247H31ZM143 248V247H142ZM147 248V247H146ZM155 248V246H154ZM168 248V246H167ZM174 248V247H173ZM177 248V247H176ZM179 248V247H178ZM178 248H177V252H178ZM181 248H183V251H184V247L182 246ZM196 248V246H195ZM194 248V250H195ZM247 248V247H246ZM59 249V247H58ZM99 249V248H98ZM124 249V248H123ZM126 249L128 250V247L126 245ZM157 249V247H156ZM186 249V248H185ZM190 249V247H189ZM209 249V247H208ZM215 250L217 248H214ZM231 249V247H230ZM52 250V249H51ZM66 250V249H65ZM118 250V248H117ZM116 250V252H117ZM172 250V249H171ZM170 250V251H171ZM224 250V249H223ZM235 250V248H234ZM237 250V248H236ZM254 250V249H253ZM104 251V250H103ZM121 251V250H120ZM119 251V252H120ZM126 251V250H125ZM141 252V250H139ZM163 253L165 254L164 250H162ZM169 251V249H168ZM202 251V250H201ZM205 251V249L203 250V252ZM212 251V250H210ZM240 251V250H239ZM251 251V250H250ZM35 252V250H34ZM130 253V251H128ZM152 252V251H151ZM156 252V250L154 251ZM197 250H196V255H197ZM214 252V251H213ZM213 252L210 254H213ZM222 252V251H221ZM255 252V251H254ZM61 253V252H60ZM64 253V251L62 252ZM124 253V251H123ZM150 253V252H149ZM153 253V252H152ZM170 253V252H169ZM172 253V252H171ZM190 253V252H189ZM215 253V252H214ZM217 253H218V250H217ZM226 253V251H225ZM233 253V252H232ZM257 253V252H256ZM138 254V253H137ZM156 254V253H155ZM220 254V253H219ZM121 255V253H120ZM127 255V254H126ZM140 255V254H139ZM149 255V254H148ZM214 255V254H213ZM245 255V254H244ZM262 255V253H261ZM38 256V255H37ZM47 256V255H45ZM67 256V255H66ZM65 256V253H64V258H66ZM107 256V255H106ZM159 256V257H160ZM186 256V255H185ZM216 256V254H215ZM214 256V257H215ZM240 256L242 257L241 253H240ZM32 257V258H31ZM120 257V256H118ZM145 257V256H143ZM167 257V255H166ZM202 257V255H201ZM251 257V256H250ZM43 258H46V257H43ZM123 259V257H121ZM127 258V257H126ZM145 258H148V257H145ZM150 258V257H149ZM156 258V257H155ZM154 258V259H155ZM163 258L164 255H163ZM180 258V257H179ZM186 257H184L185 259ZM192 258V257H191ZM196 258V257H195ZM199 258V256H198ZM240 258V257H239ZM131 259V258H130ZM158 259V258H157ZM168 259V257H167ZM174 259V258H173ZM177 259V258H176ZM187 259V258H186ZM202 259V258H201ZM217 259V258H216ZM220 259V258H219ZM259 259V258H258ZM51 260V259H50ZM65 260V259H64ZM150 260V259H148ZM181 260V259H179ZM222 260V259H221ZM126 261V260H125ZM135 261V260H134ZM153 261V260H151ZM156 261V260H155ZM160 261V260H159ZM171 261V260H170ZM196 261V260H195ZM200 261V260H199ZM203 261V260H202ZM223 261V260H222ZM230 261V259H229ZM235 261H237V259H235ZM258 261V260H257ZM261 261V260H260ZM33 262V261H32ZM47 262H48V259H47ZM142 262V261H141ZM180 262V261H179ZM215 262V260H214ZM213 262V263H214ZM217 262H218V259H217ZM221 262V261H220ZM165 264V262H163ZM198 263V262H197ZM201 264V261L199 262ZM118 264V263H117ZM133 264V263H132ZM135 264V263H134ZM141 264V263H139ZM143 264V262H142ZM152 264V263H151ZM160 264H161V261H160ZM167 264V262H166ZM180 264V263H179ZM203 264V262H202ZM237 264V263H236ZM259 264V263H258Z\"/></svg>","mask_w":264,"mask_h":264}]
</instances>
